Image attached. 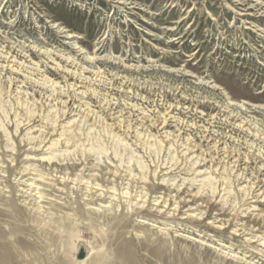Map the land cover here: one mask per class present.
Segmentation results:
<instances>
[{
  "label": "rangeland",
  "instance_id": "obj_1",
  "mask_svg": "<svg viewBox=\"0 0 264 264\" xmlns=\"http://www.w3.org/2000/svg\"><path fill=\"white\" fill-rule=\"evenodd\" d=\"M0 264H264V0H0Z\"/></svg>",
  "mask_w": 264,
  "mask_h": 264
},
{
  "label": "bare ground",
  "instance_id": "obj_2",
  "mask_svg": "<svg viewBox=\"0 0 264 264\" xmlns=\"http://www.w3.org/2000/svg\"><path fill=\"white\" fill-rule=\"evenodd\" d=\"M73 37L74 36H71V34L69 35H67L66 36V39H73ZM68 89V88H67ZM64 103V102H63ZM66 103V102H65ZM67 104V103H66ZM109 104V103H108ZM106 105V104H105ZM46 106H47V104H46ZM110 106V105H109ZM67 107H68V105H67ZM87 107V106H86ZM107 107V106H106ZM119 107V106H118ZM63 108V107H62ZM66 108V107H65ZM87 109V108H86ZM86 109H84V110H86ZM107 109V108H106ZM73 110V109H72ZM70 110V114H74L75 113V111L73 110ZM75 110H76V108H75ZM110 110L112 111V108H110ZM109 110V111H110ZM66 111V110H65ZM68 111V110H67ZM80 112V111H79ZM87 112V111H86ZM89 112V111H88ZM113 112V111H112ZM63 113H65V112H63ZM67 113V112H66ZM81 113V112H80ZM79 113V114H80ZM93 113V112H92ZM109 113V112H108ZM170 113H172V112H170ZM170 113L169 114H167L165 117H162L161 115L160 116H158V119H157V121H156V123H159L160 124V129H158V130H160V135L162 136L163 135V138L165 139V138H167L168 139V137H170L171 136V134L169 133V132H162L163 130H165V129H167L169 126H171V124H173V123H171V121H172V117L170 118V119H168V118H166V117H168V116H170ZM78 114V113H77ZM96 114V113H95ZM158 114H159V112H158ZM89 115V114H88ZM119 115H120V113H119ZM163 115V114H162ZM79 116V115H78ZM99 116V115H98ZM66 117V116H65ZM67 117H68V115H67ZM83 117H84V115H83ZM96 117V116H95ZM89 118V117H88ZM119 118V117H118ZM117 118V119H118ZM174 118V117H173ZM97 119V118H96ZM95 119V120H96ZM120 119V118H119ZM123 119V118H122ZM121 119V120H122ZM102 120H104L103 118H102ZM128 120V119H127ZM94 121V120H93ZM100 121H101V119H100ZM123 121V120H122ZM151 121V120H150ZM155 121V120H154ZM175 121H176V119H175ZM96 122H97V120H96ZM120 122V121H119ZM173 122H174V120H173ZM179 122V121H178ZM99 123V122H98ZM103 123V122H102ZM153 123V122H152ZM67 125V124H66ZM105 125V124H104ZM106 125H107V123H106ZM157 125V124H156ZM153 126V125H152ZM185 126V125H184ZM195 126V125H194ZM106 127H108V126H106ZM180 127V126H179ZM188 127V126H187ZM111 128V127H110ZM113 128V127H112ZM112 128H111V130H112ZM114 129V128H113ZM121 129V128H120ZM129 129V128H128ZM153 129H154V127H153ZM179 129V128H178ZM186 129V128H185ZM136 130V129H135ZM134 130V131H135ZM183 130V129H182ZM184 131V130H183ZM189 131V130H188ZM146 132H148V131H146ZM158 132V131H157ZM163 133V134H162ZM173 133V132H172ZM158 134V133H157ZM180 134H182V133H180ZM165 135V136H164ZM148 136V135H147ZM152 136V135H151ZM177 136V135H176ZM157 137V136H156ZM172 137V136H171ZM175 137V136H174ZM174 137H173V139H174ZM208 137H209V135H208ZM208 137H206L205 138V141L206 140H208ZM176 138V137H175ZM157 139V138H156ZM166 139V140H167ZM204 139V138H203ZM210 139V138H209ZM169 140V139H168ZM167 140V141H168ZM186 140V139H185ZM204 141V142H205ZM208 141H210V140H208ZM177 141L175 140V143H176ZM177 144V143H176ZM176 144H175V146H176ZM181 144V143H180ZM190 144V143H189ZM188 144V145H189ZM193 144V143H192ZM184 145V144H183ZM187 145V146H188ZM191 145V144H190ZM189 145V146H190ZM209 145H211V144H208L207 146H208V153H210V155H212V154H215V155H217V156H219L218 158H217V160H223L224 158H220V155H219V153L218 152H216L215 150H213L212 151V147H210ZM217 146V145H216ZM225 149V148H224ZM179 150V149H178ZM205 150V149H204ZM219 150V149H218ZM188 151H190V154L193 156L195 153H199L198 155H196V162L194 163V165L196 166V165H199L200 166V163H201V161H203V162H205V159H202V157L203 156H205V154H206V152H204V151H202L201 150V146H192V148L190 147H187L186 148V152L188 153ZM222 151H224V150H222ZM221 151V152H222ZM220 152V151H219ZM185 153V152H184ZM229 153V152H228ZM206 156H207V154H206ZM230 156V155H229ZM185 157V156H184ZM195 157V156H194ZM232 157V156H231ZM186 158V157H185ZM205 158V157H204ZM210 158H211V156H210ZM213 159H215V158H211V161H213ZM238 159H240V158H238ZM192 161V160H191ZM236 161V160H235ZM215 162H216V160H215ZM224 162V161H223ZM193 163V162H192ZM191 163V164H192ZM206 163V162H205ZM217 163V162H216ZM230 164V163H229ZM218 165H222V164H218ZM223 168H224V166H222ZM226 168V167H225ZM248 169V168H247ZM225 170H227V169H225ZM252 173V172H251ZM194 174H195V176H204L205 174H207V170H205V171H194ZM210 176V175H209ZM198 178V177H197ZM261 183V182H260ZM255 184V183H254Z\"/></svg>",
  "mask_w": 264,
  "mask_h": 264
}]
</instances>
